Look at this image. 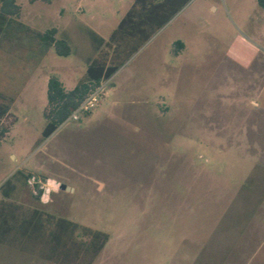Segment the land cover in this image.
<instances>
[{
    "label": "rangeland",
    "instance_id": "rangeland-1",
    "mask_svg": "<svg viewBox=\"0 0 264 264\" xmlns=\"http://www.w3.org/2000/svg\"><path fill=\"white\" fill-rule=\"evenodd\" d=\"M16 1L20 18L0 25V77L16 98L0 118V206L18 185L13 206L42 219L14 226L0 264H264L257 1ZM49 31L69 54L53 46L36 68ZM101 56L119 67L117 93L45 139L49 81L71 92ZM19 172L73 191L43 204ZM83 228L107 235L103 252Z\"/></svg>",
    "mask_w": 264,
    "mask_h": 264
},
{
    "label": "trees",
    "instance_id": "trees-1",
    "mask_svg": "<svg viewBox=\"0 0 264 264\" xmlns=\"http://www.w3.org/2000/svg\"><path fill=\"white\" fill-rule=\"evenodd\" d=\"M259 6L264 9V0H256ZM137 4H142L138 2ZM134 11V10H133ZM21 8L18 6L16 0H0V25L4 24L8 20L13 21L20 18ZM135 13H130L120 29L125 31L126 27L134 22ZM129 32V31H126ZM55 31H49L41 38V43L39 44L38 56L35 55L37 59L36 68L38 64L41 63L45 56H48L53 46L55 47L58 56H67L69 50L63 42H55L54 40ZM182 46V43H178ZM40 56V58H39ZM105 59V61L103 60ZM102 60V61H101ZM19 64V63H18ZM119 71V67L115 64V58L110 60L106 56H101L95 63L90 66L87 70V77L82 84H79L73 91L67 92L64 84L57 78H53L49 81L48 85V102L49 109L46 114L47 126L43 132L45 139L50 138L72 115V113L79 108V106L85 101V99L98 89L102 84L109 82L115 74ZM0 76L2 73H6L5 70H0ZM11 71L8 72V76L11 75ZM5 79L0 77V118L5 117L8 107L6 104L12 103L15 97L11 99L10 90L12 89V84L6 85ZM21 90H19L20 92ZM18 96V92L15 94ZM16 177L19 179L21 188L26 187L27 181L30 178L26 173H18ZM18 185H14L9 193L5 194V201L2 202L5 207L0 206V244L9 239L14 235L15 225L22 226L27 231H31L34 223H37L42 219V213L38 211H17L19 207L13 206L15 204L12 200L19 190ZM22 191V190H21ZM15 194V195H16ZM7 206V207H6ZM46 221L50 222L51 216L46 217ZM76 228H79L75 226ZM74 227V228H75ZM75 228V229H76ZM83 233L95 240H100V245L98 250L95 247V254H100L103 252L109 238L107 235L98 232H92L88 229L83 228ZM28 235V232L23 233ZM93 249V247H91ZM91 253L92 250H88Z\"/></svg>",
    "mask_w": 264,
    "mask_h": 264
},
{
    "label": "built area",
    "instance_id": "built-area-1",
    "mask_svg": "<svg viewBox=\"0 0 264 264\" xmlns=\"http://www.w3.org/2000/svg\"><path fill=\"white\" fill-rule=\"evenodd\" d=\"M110 85V82L102 84L98 89L91 93L85 101L75 110L70 116L69 122H79L81 116L84 114H91L99 105V100L106 94V89ZM28 185L32 188L33 195L40 198L43 204H48L52 194L61 191V184L53 180H47L43 182L38 177H30ZM38 188V191L36 190Z\"/></svg>",
    "mask_w": 264,
    "mask_h": 264
},
{
    "label": "crops",
    "instance_id": "crops-1",
    "mask_svg": "<svg viewBox=\"0 0 264 264\" xmlns=\"http://www.w3.org/2000/svg\"><path fill=\"white\" fill-rule=\"evenodd\" d=\"M114 80H115V79L112 78V79L109 81V82H110V86H111V91H112L113 93H117V86H116ZM255 105L258 106L257 103H255Z\"/></svg>",
    "mask_w": 264,
    "mask_h": 264
},
{
    "label": "water",
    "instance_id": "water-1",
    "mask_svg": "<svg viewBox=\"0 0 264 264\" xmlns=\"http://www.w3.org/2000/svg\"><path fill=\"white\" fill-rule=\"evenodd\" d=\"M61 191L62 192H66V193H70V192H72L73 190L70 188V187H68L67 185H62L61 186Z\"/></svg>",
    "mask_w": 264,
    "mask_h": 264
}]
</instances>
